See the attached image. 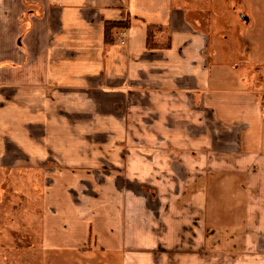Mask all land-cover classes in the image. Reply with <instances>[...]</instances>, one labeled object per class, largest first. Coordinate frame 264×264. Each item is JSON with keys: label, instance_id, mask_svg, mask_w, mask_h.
<instances>
[{"label": "crops", "instance_id": "crops-1", "mask_svg": "<svg viewBox=\"0 0 264 264\" xmlns=\"http://www.w3.org/2000/svg\"><path fill=\"white\" fill-rule=\"evenodd\" d=\"M201 5L0 0V185L13 182L30 191L32 168L50 161H127L126 151L143 161H191L188 172L178 167L175 177L188 180L190 264L225 256L229 244L258 245L264 211L254 197L264 167V62L256 57L252 29L241 31L237 15L218 13L230 18L228 30H213ZM124 22L127 28H110L108 41L109 23ZM235 34L242 42L235 44ZM109 171L107 196V176L99 169L88 171L93 180L85 185L70 181L73 175L55 180L44 171L43 190L47 196L52 187L70 192L86 225V213L94 215L95 242L121 253V264H173L134 253L155 246L174 256L177 243L165 234L176 221L175 208L170 202L153 206L159 192L153 185L148 191L142 178ZM80 188L92 197L93 211L74 200ZM56 195L57 209L62 200ZM134 208L146 216L137 217L139 227ZM148 217L151 232L141 224ZM74 222L63 214L60 228L73 231Z\"/></svg>", "mask_w": 264, "mask_h": 264}, {"label": "rangeland", "instance_id": "rangeland-1", "mask_svg": "<svg viewBox=\"0 0 264 264\" xmlns=\"http://www.w3.org/2000/svg\"><path fill=\"white\" fill-rule=\"evenodd\" d=\"M184 1L193 2L195 0ZM196 1L203 3L201 7H203L202 13L205 15V24L213 30H222L224 28L228 30L226 22H230V18L220 17L218 13L224 14L227 12L228 16L237 15L241 31L252 29L249 31V35L254 40L255 52H257L256 57L264 62V0ZM212 4L213 7L210 6ZM221 4L228 6L226 11L224 9L220 10L222 9L220 7L222 6ZM237 35L235 34L234 38L235 44L236 42H242V39L238 38ZM261 96L264 100L262 93ZM121 151L117 150L118 153ZM123 153H125V150H123ZM126 153L127 155L122 157L126 158L127 161H100V165L93 161H79L78 164L77 161H50L45 167L32 168V190L30 191L23 187L22 184L16 185L13 182L7 183L4 187L0 185V264H121L123 262L121 253L111 252L104 247L98 246L95 242L97 239L92 233L91 225L94 215L90 212L86 213L88 214L86 215L87 219L91 220L86 225L82 220L83 215L75 212L77 206L73 202L70 192L55 193V188L52 187L51 194L47 196L45 190H43L44 171L54 177L55 180L59 179L60 173L73 175L72 177L69 176L70 181L81 180L84 181L82 185H85L93 180V174L88 171L99 169L102 174L107 176L106 182L102 187L107 196L110 189L108 182L110 168L111 173L120 172L135 179L142 178V182L147 181L145 185L148 191L154 190L152 185L157 188L160 199L159 203H154V205L152 204L153 206L160 207L170 202V207L173 206L176 210L174 214L176 215V221L170 220L172 223H170L172 225H170L171 231L165 234L167 239L175 241V244L177 243L173 249L174 256L169 257V255L159 254L160 250L155 246L144 252L138 251V253H134V256L139 258L146 256L144 259H147V256H155L159 260L169 261L173 259V264H190V247L188 244L190 235V226L188 224L189 204L186 196H183L188 188V180H184V176H181L179 183H177L175 177L178 175V167L185 168V172H188L191 161H143L140 156L131 157V151H126ZM134 153L142 154L140 150H135ZM117 157L120 158L121 156L117 155ZM197 169L198 173L202 170L200 166H197ZM259 183V196L254 198L260 203L263 208L262 211H264V167L261 170ZM83 192L82 194L80 188V198H74V200L84 202V209L93 211L92 197L88 196L87 189ZM134 193L137 196L141 194L138 191ZM176 193H180V196L176 195ZM56 194L62 200V204L60 203L57 209L53 208V204L57 201ZM47 208H49V212L51 210L53 212L48 213V215L45 214L44 210ZM62 209L66 213H59ZM54 210H59V212ZM136 210L137 208H134L135 213ZM63 214H69L75 220V226L79 223L77 228L73 231L61 229L60 222ZM139 215L146 219L145 215L134 214L135 225L140 223L137 220ZM170 215L169 212L168 216ZM164 216L166 217V215ZM144 219L141 224L145 226L146 230H150V227H148L150 217L146 221ZM80 223H83V228H81ZM260 223L261 236L259 239L256 238L258 245L253 247L240 242L235 246L230 244L229 246H223L224 251L225 248H228L229 251L224 253L225 256L221 255L220 257L217 255L218 253L212 254L213 259H208L209 261L202 262V264H264V214L261 216ZM51 226L54 228L50 229ZM134 227L139 226L136 225ZM161 230L162 228H160ZM133 232L138 233V230L133 229ZM83 236L86 240L79 245L78 240ZM253 248L255 254H252ZM162 262L155 261L157 264H163L164 262ZM146 264L148 263L146 262Z\"/></svg>", "mask_w": 264, "mask_h": 264}, {"label": "trees", "instance_id": "trees-1", "mask_svg": "<svg viewBox=\"0 0 264 264\" xmlns=\"http://www.w3.org/2000/svg\"><path fill=\"white\" fill-rule=\"evenodd\" d=\"M110 25H108V27L106 28V39L109 41V40H112V37L110 36V28L113 27V26H117L119 28H127L128 25H129V22H124V23H109ZM153 30L154 28L153 27H150V31L148 33V44L149 45H153V40H152V34H153Z\"/></svg>", "mask_w": 264, "mask_h": 264}, {"label": "built area", "instance_id": "built-area-1", "mask_svg": "<svg viewBox=\"0 0 264 264\" xmlns=\"http://www.w3.org/2000/svg\"><path fill=\"white\" fill-rule=\"evenodd\" d=\"M261 93L264 96V79H263L262 84H261Z\"/></svg>", "mask_w": 264, "mask_h": 264}]
</instances>
